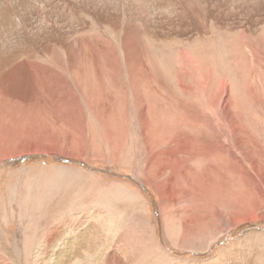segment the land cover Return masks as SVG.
Masks as SVG:
<instances>
[{"label":"rangeland","instance_id":"1","mask_svg":"<svg viewBox=\"0 0 264 264\" xmlns=\"http://www.w3.org/2000/svg\"><path fill=\"white\" fill-rule=\"evenodd\" d=\"M58 256L264 264V0H0V264Z\"/></svg>","mask_w":264,"mask_h":264},{"label":"bare ground","instance_id":"2","mask_svg":"<svg viewBox=\"0 0 264 264\" xmlns=\"http://www.w3.org/2000/svg\"><path fill=\"white\" fill-rule=\"evenodd\" d=\"M228 107H229V103H228V101L227 100H224V102H223V109L224 110H226L227 111V109H228ZM225 111V112H226ZM70 248V247H69ZM69 248H66L65 250H63V252L64 253H66V254H70L71 253V251L73 250V252H72V255H78V253L74 250V249H69ZM75 251V252H74ZM61 257V258H60ZM65 256H58V258H60V261H59V263L61 264V261L63 262L62 264H67V262H64L62 259L64 258ZM57 258V257H56ZM59 260V259H58ZM58 260L56 261L55 260V262H54V264H57V262H58ZM111 261V260H110ZM112 262V261H111ZM111 262H110V264H111ZM114 264H115V261H114Z\"/></svg>","mask_w":264,"mask_h":264}]
</instances>
